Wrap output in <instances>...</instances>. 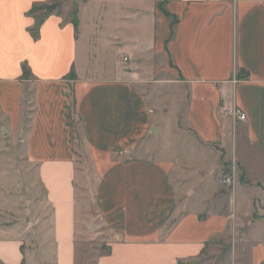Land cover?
Wrapping results in <instances>:
<instances>
[{"label": "crops", "instance_id": "1", "mask_svg": "<svg viewBox=\"0 0 264 264\" xmlns=\"http://www.w3.org/2000/svg\"><path fill=\"white\" fill-rule=\"evenodd\" d=\"M50 1L0 0V127L44 194L3 225L0 188V264H77L69 92L113 237L96 264H264V0H85L77 30L52 13L34 38Z\"/></svg>", "mask_w": 264, "mask_h": 264}, {"label": "rangeland", "instance_id": "2", "mask_svg": "<svg viewBox=\"0 0 264 264\" xmlns=\"http://www.w3.org/2000/svg\"><path fill=\"white\" fill-rule=\"evenodd\" d=\"M83 1L85 0H51L48 3L38 4L33 16L43 14L44 8L55 7L53 13L67 15V19L70 20L71 13ZM152 65L157 68L159 63L153 62ZM160 77L169 78L165 74ZM72 95V92L68 93L70 102L67 106V123L71 130V142L77 153V180H79L77 212L79 219H83L77 226V264H96L97 259L109 251V243L113 237L111 230L102 224L97 215L95 190L98 179L93 160L84 145ZM24 135L20 130L17 133L10 132L4 124L0 127V188L3 194L1 223L3 225L18 221L24 216L25 210L31 203H38L44 199L37 169L30 164L26 155ZM173 142L177 146V151H182L184 141L176 139ZM250 163L252 167L257 165L254 159H250ZM220 164L222 165L220 179L225 186L233 187L236 181L240 180L246 182L248 172L241 162L231 159L221 161ZM229 179L232 183L228 182Z\"/></svg>", "mask_w": 264, "mask_h": 264}, {"label": "trees", "instance_id": "3", "mask_svg": "<svg viewBox=\"0 0 264 264\" xmlns=\"http://www.w3.org/2000/svg\"><path fill=\"white\" fill-rule=\"evenodd\" d=\"M37 5H34L32 7V9L30 10V14L33 15L36 10H37ZM45 12L43 14H36L35 18H36V23L35 26L31 29V32L33 33L34 38H38L39 36V31H40V27L41 25L44 23V21L47 19L48 16H50L54 11H55V7H49V8H44ZM78 13H79V9L78 7L74 9V11L71 13V21L74 24L76 30L78 29L79 26V18H78ZM26 69V68H25ZM75 79V78H72Z\"/></svg>", "mask_w": 264, "mask_h": 264}, {"label": "built area", "instance_id": "4", "mask_svg": "<svg viewBox=\"0 0 264 264\" xmlns=\"http://www.w3.org/2000/svg\"><path fill=\"white\" fill-rule=\"evenodd\" d=\"M228 115L234 117L235 119L242 120V121H244V120L247 119L246 113L243 112V111L241 110V108H239V107H237V106H236V107H233V108H231V109H229V110H228ZM228 182H229V183H232V181H231L230 179H229Z\"/></svg>", "mask_w": 264, "mask_h": 264}, {"label": "water", "instance_id": "5", "mask_svg": "<svg viewBox=\"0 0 264 264\" xmlns=\"http://www.w3.org/2000/svg\"><path fill=\"white\" fill-rule=\"evenodd\" d=\"M91 227H93V226H91Z\"/></svg>", "mask_w": 264, "mask_h": 264}]
</instances>
